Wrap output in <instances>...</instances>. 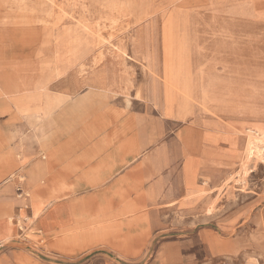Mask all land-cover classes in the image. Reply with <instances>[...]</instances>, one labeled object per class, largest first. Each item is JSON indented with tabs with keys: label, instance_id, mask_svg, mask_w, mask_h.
I'll return each instance as SVG.
<instances>
[{
	"label": "rangeland",
	"instance_id": "rangeland-1",
	"mask_svg": "<svg viewBox=\"0 0 264 264\" xmlns=\"http://www.w3.org/2000/svg\"><path fill=\"white\" fill-rule=\"evenodd\" d=\"M251 1L0 0V123L17 117L35 135L36 120L15 116L6 91L45 86L41 100L57 104L48 141L24 144L37 165L51 167L70 148L80 160L54 181L49 168L32 181L29 164L6 174L0 214L18 223L19 187L36 207L93 196L98 205L57 208L60 246L105 232L133 239L130 253L64 251L37 242L24 219L29 239L17 241L18 231L1 245L0 264H264V0ZM114 84L121 90L108 92ZM111 155L126 162L117 172L109 158L90 169ZM129 203L133 214H124ZM83 217L99 221L83 227L84 242L74 237Z\"/></svg>",
	"mask_w": 264,
	"mask_h": 264
},
{
	"label": "crops",
	"instance_id": "crops-1",
	"mask_svg": "<svg viewBox=\"0 0 264 264\" xmlns=\"http://www.w3.org/2000/svg\"><path fill=\"white\" fill-rule=\"evenodd\" d=\"M15 85V87L9 88V91L6 92H10V94H15L14 96L12 95L11 97V101L14 104L17 113L14 114L15 116H18V118L22 119L23 117L30 118L32 120H36V123H34V129L36 131V134L34 135H29L28 133V125L26 122L21 123L20 125H17L16 123H13L14 120H16L17 117L14 118H9V120H7V122H2L0 123V152L1 149L4 148L6 150V152L3 155H0V159H4L3 163L0 164V184H6L8 183L11 179H13V174L8 176V178L2 179V177H4L6 174L11 173L12 171H15V169L17 167H19V169H23L24 167H28L27 165H32L30 171L35 172L37 171V168H49V170L52 173V180L54 181L55 176H57V178H60V176L62 178L64 177V174H71L76 172L75 171V167L76 164L79 163L80 160H78V157H76L73 154V151H67L70 152L68 153L67 156H58V157H51L52 159V163H51V167L49 165H43V164H38L37 161V151L34 150L33 148H29L27 146V143L29 141H46L48 139L46 133H45V129L47 127V125H49V119L50 117L53 115L54 109L57 107L56 103H45L44 101L41 100V97L38 95V91L39 90H45L47 87L42 86L41 85H29L26 82H20V83H16L13 84ZM18 89V90H17ZM108 91V90H107ZM110 92V91H108ZM112 93V92H111ZM21 116V117H20ZM48 122V123H47ZM18 129V131H17ZM34 136L36 138V140L34 139ZM20 142V144H15L14 147L8 146L6 147L5 145H7L8 142ZM263 143V142H261ZM249 152H248V158H252L255 157V153L253 154V150L252 148H248ZM4 150V151H5ZM16 153H19V160H17L14 155ZM94 158V157H93ZM107 158H110V162L108 163L111 164V167L115 166V170H113V172H117L118 169L121 167V165H123V159L121 155H115V156H106L98 165H95L93 167H90V169L96 168L97 166L101 165L104 160H106ZM92 159H90V161L88 162H84V164H90ZM66 163L71 164L70 169L66 170L64 169V165ZM27 164V165H26ZM119 165V166H117ZM110 166V165H109ZM187 171H189L190 173H192V169L190 167V164L188 163V165L186 166ZM46 170V169H45ZM84 170H89V169H84ZM22 170H19L18 172L16 171V175L19 173H21ZM45 174V171L42 173ZM191 175L189 174L188 177H190ZM193 178L191 179L192 182H194V175H192ZM37 180V178H36ZM119 182V181H116ZM114 182L111 186V188L113 187V185L116 183ZM17 183H19V178H17ZM66 185V189H73L74 186L76 185V181L71 183L70 185H67L66 182H63ZM195 186V185H194ZM42 188V187H41ZM32 189V186H31ZM93 189V188H90ZM112 189H116V188H112ZM119 189H121V182L119 183ZM43 190V188H42ZM6 189H3L0 191V196L3 194H6ZM41 196L46 199L50 196V192L49 193H43L41 191ZM67 196V195H66ZM41 197V198H42ZM65 197V196H63ZM3 197H0V199ZM85 199H88L87 201H91V203H95V205H98L97 203V198L95 197H86L83 199H78L75 201H68V200H64V199H56V200H51V202L47 203L45 207H36L34 206L33 203H31V199L29 198V200L27 201H23L20 199H14L15 202H18L19 205V211L20 214L23 215H19L17 220L15 219V222L18 221V223H13V220L9 219V217H7L5 214H0V246L1 245H5L7 243H9L12 239H14V237L17 235L18 231V238H16V240L18 241V239H22L27 240L28 238V233L27 235L25 234L26 231H24V226L23 228H21V224L22 221L24 219H32L34 221V224L36 225L35 229L36 231H34V235L37 238V242H44V239H50L53 243V246L64 250V251H78V252H82V251H87V250H91L93 248L99 247V246H107V247H112L115 248L114 252L117 253H130L132 252V250L130 249V245L132 242V237L126 236L123 237L122 239L117 237V236H112L109 235L108 233L105 232L104 235L102 236H98L96 238V240H94V242L89 243V244H85V245H72V244H63V246H60L61 240H63V236L62 235H58L57 232L60 228L59 224H54L52 222L53 217L56 216L57 212V208L60 206H64L62 208H65L66 210L68 209V211H70L74 206L75 203L77 201H83ZM5 202V203H4ZM8 202H10V199H6L5 201H3V204H8ZM2 204V203H1ZM104 204V203H103ZM108 203H105V205ZM89 220L87 217H83L82 221H83V225L82 227H92L95 224H97L98 222H95L94 225H90V224H86L89 222ZM101 224H105L102 223ZM121 226V225H120ZM119 227V225H118ZM117 227V228H118ZM112 230L115 228L114 225L111 224L110 227ZM26 229V227H25ZM110 229V230H111ZM21 230H23V233L21 232ZM22 236H25V238L23 239ZM83 235L80 237L82 238ZM46 239V240H47ZM15 240V239H14Z\"/></svg>",
	"mask_w": 264,
	"mask_h": 264
},
{
	"label": "bare ground",
	"instance_id": "bare-ground-1",
	"mask_svg": "<svg viewBox=\"0 0 264 264\" xmlns=\"http://www.w3.org/2000/svg\"><path fill=\"white\" fill-rule=\"evenodd\" d=\"M251 2H254V0H252ZM245 19V18H244ZM130 22V21H129ZM133 28V27H132ZM121 36V35H120ZM109 42V41H108ZM126 47V46H125ZM75 51H76V49L75 48H72L71 49V53H75ZM115 53V52H114ZM127 53V52H126ZM136 60V59H135ZM143 64V63H142ZM134 66H135V64H133ZM132 68H134V67H132ZM135 70V69H134ZM136 74V73H135ZM129 76V75H128ZM145 78V77H144ZM146 80V79H145ZM170 81L168 80L167 81V84H170L169 83ZM141 85V84H140ZM108 88H107V90L108 91H110V92H112V93H117V92H119L120 90H121V87H119L118 88V86L117 85H115L114 84V86H107ZM138 87H140L139 86V84H138ZM18 90V89H17ZM135 90V89H134ZM138 91V90H137ZM143 91V90H142ZM11 92V91H10ZM9 92V93H10ZM134 93V92H133ZM144 93V92H143ZM141 95H142V93H141ZM144 95V94H143ZM139 96V95H138ZM143 97V96H142ZM144 98V97H143ZM139 99V98H138ZM48 141V139L46 140V141H44V143H46ZM68 147H66V146H64V147H66L67 149H69L71 146H69V144L67 145ZM55 148V147H54ZM54 148H49V152L50 151H54L53 149ZM71 149V148H70ZM70 149H69V151H70ZM51 152V153H52ZM72 152V151H71ZM70 153V152H69ZM51 156V155H50ZM110 162V158H109V160H107V162H106V165L107 166H109L110 165V167H111V164H109L108 165V163ZM124 163H126L124 160H123V164ZM117 166H119V165H117ZM115 167V166H114ZM114 167H112V168H114ZM45 169H47V168H37V171H35V175H37L38 173H43L44 171H45ZM110 172H113V170H111ZM45 173H46V171H45ZM89 178H94V176H89ZM31 180L32 181H36V178L34 177V173H32V177H31ZM87 181H90V179H88ZM80 182V181H79ZM89 183V182H88ZM119 196H120V192H118L117 193ZM93 205H95V204H93ZM124 214H133V208H132V204L131 203H129V204H126V206L124 207ZM92 225H94V224H92ZM94 227V229H99V228H95V227H98V226H92V227H90V228H88L87 230L89 231V229H91V228H93ZM84 232V228L82 227V225H81V223L79 222L78 224H77V227H76V233L74 234V237H76V238H78V240L79 241H85V240H87V238H90V233H83ZM83 235V237L82 238H80L81 236Z\"/></svg>",
	"mask_w": 264,
	"mask_h": 264
},
{
	"label": "built area",
	"instance_id": "built-area-1",
	"mask_svg": "<svg viewBox=\"0 0 264 264\" xmlns=\"http://www.w3.org/2000/svg\"><path fill=\"white\" fill-rule=\"evenodd\" d=\"M17 195L19 199L24 200V201H27L30 198L29 193L26 192L24 188H21V187L17 189Z\"/></svg>",
	"mask_w": 264,
	"mask_h": 264
}]
</instances>
